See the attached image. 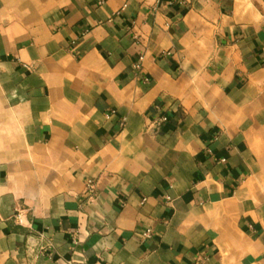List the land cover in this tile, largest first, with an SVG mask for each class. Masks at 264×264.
Masks as SVG:
<instances>
[{
    "label": "crops",
    "instance_id": "crops-1",
    "mask_svg": "<svg viewBox=\"0 0 264 264\" xmlns=\"http://www.w3.org/2000/svg\"><path fill=\"white\" fill-rule=\"evenodd\" d=\"M262 46L264 0H0V264H264Z\"/></svg>",
    "mask_w": 264,
    "mask_h": 264
},
{
    "label": "built area",
    "instance_id": "built-area-1",
    "mask_svg": "<svg viewBox=\"0 0 264 264\" xmlns=\"http://www.w3.org/2000/svg\"><path fill=\"white\" fill-rule=\"evenodd\" d=\"M172 1H173V3H185L186 2V0H172ZM259 43H260V45H262V41H259ZM164 53L168 54L169 51H166ZM262 53H263V56H264V47L263 46H262ZM141 59H142V57H140L139 61H137V62L134 63V68L136 69V71L139 70L141 68V66H142L141 65ZM142 76H143L144 79H148L147 74H143ZM154 106L158 110V114H157V118H156L157 119V122H164V121H166L168 119V115L163 110V108L161 107V105L157 103ZM124 122H125V119L122 118L121 119V123L123 124ZM216 161H225V158H222V157L221 158H217ZM85 187H86V189L88 191L92 192L94 190V188H95V180H93V179H87V181L85 182ZM166 198L170 200V196L169 195H167ZM143 199H145V198H143ZM17 217L20 219V213L17 214ZM150 234H151V228L150 227H147L142 232V235L144 237H149Z\"/></svg>",
    "mask_w": 264,
    "mask_h": 264
}]
</instances>
